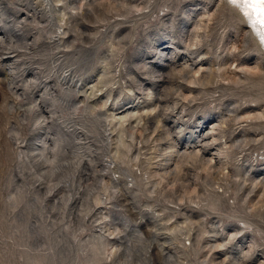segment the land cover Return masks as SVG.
Instances as JSON below:
<instances>
[{"label": "rangeland", "instance_id": "374dc122", "mask_svg": "<svg viewBox=\"0 0 264 264\" xmlns=\"http://www.w3.org/2000/svg\"><path fill=\"white\" fill-rule=\"evenodd\" d=\"M0 264H264V44L230 0H0Z\"/></svg>", "mask_w": 264, "mask_h": 264}, {"label": "bare ground", "instance_id": "6f19581e", "mask_svg": "<svg viewBox=\"0 0 264 264\" xmlns=\"http://www.w3.org/2000/svg\"><path fill=\"white\" fill-rule=\"evenodd\" d=\"M248 19L251 28L259 35L264 44V10L259 0H230Z\"/></svg>", "mask_w": 264, "mask_h": 264}, {"label": "snow or ice", "instance_id": "6c2138e0", "mask_svg": "<svg viewBox=\"0 0 264 264\" xmlns=\"http://www.w3.org/2000/svg\"><path fill=\"white\" fill-rule=\"evenodd\" d=\"M235 2V0H233ZM259 3L262 5V10H264V0H259Z\"/></svg>", "mask_w": 264, "mask_h": 264}]
</instances>
